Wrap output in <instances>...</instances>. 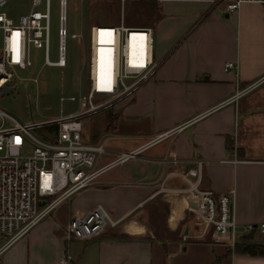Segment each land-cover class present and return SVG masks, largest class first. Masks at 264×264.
Instances as JSON below:
<instances>
[{
	"label": "crops",
	"instance_id": "crops-1",
	"mask_svg": "<svg viewBox=\"0 0 264 264\" xmlns=\"http://www.w3.org/2000/svg\"><path fill=\"white\" fill-rule=\"evenodd\" d=\"M127 8L148 18L122 20L152 28L162 60L87 143L138 157L104 154L94 184L57 204L0 264H59L64 249L71 264H264V5L228 12L210 0H132ZM193 182L215 196L234 191L235 248L211 239L186 192ZM98 205L118 226L67 241L70 221ZM249 224L257 229L246 233Z\"/></svg>",
	"mask_w": 264,
	"mask_h": 264
},
{
	"label": "built area",
	"instance_id": "built-area-1",
	"mask_svg": "<svg viewBox=\"0 0 264 264\" xmlns=\"http://www.w3.org/2000/svg\"><path fill=\"white\" fill-rule=\"evenodd\" d=\"M7 2L0 0V91L4 85L11 86L18 70L32 66L30 52L33 47L45 48L47 65H67V0H60L57 62L50 61L48 56L50 0H31L30 11L21 15L17 22L4 11ZM210 3L223 5L228 12H236L243 4L264 5V0H210ZM161 60L155 54L152 28L128 26L123 20L118 25L92 24L88 87L79 99L75 96L68 98L78 101L75 112L22 124L0 109V256L57 204L94 184L103 169L98 168V164L104 154L118 155L121 162L138 157L137 150L120 153L108 149L104 141L87 143L83 139V120L102 111L107 104L129 98L155 75ZM226 68L236 66L230 62ZM64 100L66 98L62 97L61 101ZM39 127L46 128L49 137L33 132ZM52 127L55 129L50 131ZM170 133L165 132L159 138ZM186 192L192 195L199 218L210 228L211 239L235 248L240 231L234 191L215 196L211 191L200 189L198 182H193ZM118 224L119 220L114 219L103 205H98L84 216L70 221L66 240H88L116 228ZM259 228L264 233V224ZM256 229L255 225L249 224L244 231L249 233ZM72 260L73 256L64 249L59 264H71Z\"/></svg>",
	"mask_w": 264,
	"mask_h": 264
},
{
	"label": "rangeland",
	"instance_id": "rangeland-1",
	"mask_svg": "<svg viewBox=\"0 0 264 264\" xmlns=\"http://www.w3.org/2000/svg\"><path fill=\"white\" fill-rule=\"evenodd\" d=\"M122 0H67L66 8V67L50 66L45 63V48H31L32 66L18 70L10 83L15 93L0 91V109L9 113L22 124L59 118L75 112L79 99L88 87L89 32L92 24L118 25L124 16L126 23L137 17L139 21L148 18L127 8L128 0L121 7ZM45 8L43 3L42 10ZM31 9V0H8L4 11L18 21ZM60 0H50V38L48 56L52 62L59 59ZM74 35V36H73ZM66 100L61 101V98ZM126 100V99H125ZM123 100V101H125ZM110 103L105 108L83 120V139L93 142L105 132L104 123L115 117L123 102ZM55 127L50 128L53 131ZM43 137H49L44 127L33 130ZM105 156L102 157V161Z\"/></svg>",
	"mask_w": 264,
	"mask_h": 264
},
{
	"label": "trees",
	"instance_id": "trees-1",
	"mask_svg": "<svg viewBox=\"0 0 264 264\" xmlns=\"http://www.w3.org/2000/svg\"><path fill=\"white\" fill-rule=\"evenodd\" d=\"M255 248L256 246L254 245H244L241 250L247 253L254 254V253H257Z\"/></svg>",
	"mask_w": 264,
	"mask_h": 264
},
{
	"label": "water",
	"instance_id": "water-1",
	"mask_svg": "<svg viewBox=\"0 0 264 264\" xmlns=\"http://www.w3.org/2000/svg\"><path fill=\"white\" fill-rule=\"evenodd\" d=\"M1 91H2V95H4L5 93L7 92H13L15 93V87L14 86H8V85H4L2 88H1ZM255 230H253L254 232Z\"/></svg>",
	"mask_w": 264,
	"mask_h": 264
}]
</instances>
